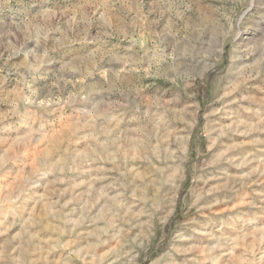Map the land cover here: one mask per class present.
<instances>
[{"label":"rangeland","instance_id":"obj_1","mask_svg":"<svg viewBox=\"0 0 264 264\" xmlns=\"http://www.w3.org/2000/svg\"><path fill=\"white\" fill-rule=\"evenodd\" d=\"M0 264H264V0H0Z\"/></svg>","mask_w":264,"mask_h":264}]
</instances>
